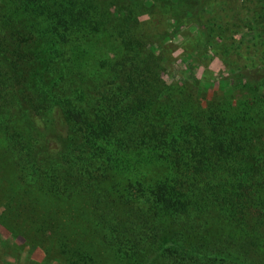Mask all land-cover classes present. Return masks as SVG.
I'll use <instances>...</instances> for the list:
<instances>
[{
    "label": "trees",
    "instance_id": "1",
    "mask_svg": "<svg viewBox=\"0 0 264 264\" xmlns=\"http://www.w3.org/2000/svg\"><path fill=\"white\" fill-rule=\"evenodd\" d=\"M99 10L98 0H0V133L25 184L8 171L5 194L70 211L85 199L73 227L91 250L55 230L74 264H264V67L236 74L256 92L242 107L227 91L204 102L163 79V56L128 24L116 59L88 74L81 44L101 34Z\"/></svg>",
    "mask_w": 264,
    "mask_h": 264
},
{
    "label": "rangeland",
    "instance_id": "2",
    "mask_svg": "<svg viewBox=\"0 0 264 264\" xmlns=\"http://www.w3.org/2000/svg\"><path fill=\"white\" fill-rule=\"evenodd\" d=\"M186 1L188 5L183 1L171 4L170 0H98L105 9L94 19L101 34L96 41L81 44V48L90 46L88 66L82 69L87 68L89 74L95 64L100 68L101 59L115 60L122 47L121 32L130 24L135 36L145 39L147 49L163 56L162 77L167 83L188 85L204 102L216 100L227 91L233 105L242 107L256 92L236 74L264 67V0ZM192 11L197 12L196 19ZM42 47L49 59V49ZM28 122L31 129L32 123L43 124L44 120L32 117V123ZM5 139L0 133V264H74L72 252L65 255L58 246L55 230L62 229L69 236L73 251H80L78 247L81 254L91 250L83 244L81 230L73 227L74 215L79 218L86 208L85 199L81 196L75 200L78 211H70V204L52 197L13 191L7 196L9 183L4 181L1 186L2 179H9L8 171L14 170L16 180L25 184L7 155ZM78 226L84 230L87 224ZM89 235L90 242H95L96 234L90 231Z\"/></svg>",
    "mask_w": 264,
    "mask_h": 264
}]
</instances>
